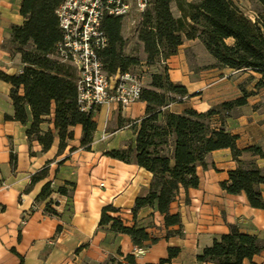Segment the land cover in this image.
Returning <instances> with one entry per match:
<instances>
[{
  "label": "trees",
  "instance_id": "trees-1",
  "mask_svg": "<svg viewBox=\"0 0 264 264\" xmlns=\"http://www.w3.org/2000/svg\"><path fill=\"white\" fill-rule=\"evenodd\" d=\"M62 1L21 0L23 22L11 27L9 43L20 54L23 67L15 75L0 72V79L11 85L13 115L6 118L24 125L28 109L31 123L26 130L27 139L38 143L43 151L51 147L55 136L59 151L62 150L73 139L71 128L77 125L82 132L80 145L89 144L96 128L93 112L78 109L74 69L53 57L54 47L61 39L56 9ZM253 1L259 10L251 20L233 0H149L136 28V41L145 54L143 60L125 53L127 41L122 35V17L107 16L101 23L107 44L99 51V57L108 76L132 72L141 63L152 69L139 98L145 103L144 116L134 123L123 121L130 123L135 132L133 144L105 155L125 163L132 161L150 174L148 192L135 198L131 212L135 217L140 208H152L162 217L165 227H178L167 235L180 234L181 227L179 215L170 213V205L180 188L187 191L198 186L197 168L206 169L211 165L208 155L215 150L229 149L236 162L227 180L220 183L221 189L228 194L243 193L250 207L264 209L260 188L264 185V168L257 166L253 159L242 158L245 153L264 158V151L256 145L238 148V136L224 128L231 111L245 106L253 91L240 85L239 97L220 102L204 112L185 108L175 113L168 108L172 103L196 95H189L185 86L172 82L166 65V60L177 53L184 40H199L214 61L212 68L256 73L260 77L254 88L264 87V0ZM173 4L178 16L172 14ZM250 79L254 77L250 75ZM45 176V170L39 172L30 184ZM73 189L74 184L66 182L53 190L47 182L36 202H45L44 214L57 216L55 207L62 199L68 205ZM117 212L112 206L102 208L99 225H109L113 232L129 236L135 246L156 242L145 228L136 224L127 226L119 216L110 215ZM262 250L264 239L229 225L228 232L203 248L196 260L198 264H243L245 260L253 264L252 258ZM179 251L177 247H168L166 257L146 264H169ZM123 262L139 264L132 254L123 256L122 261L109 258L102 264ZM19 264H22L21 257Z\"/></svg>",
  "mask_w": 264,
  "mask_h": 264
},
{
  "label": "crops",
  "instance_id": "crops-1",
  "mask_svg": "<svg viewBox=\"0 0 264 264\" xmlns=\"http://www.w3.org/2000/svg\"><path fill=\"white\" fill-rule=\"evenodd\" d=\"M20 4L21 0H0V72L6 75L18 74L23 67L20 54L9 43L11 27L23 22ZM195 47L206 52L199 40H184L177 53L166 60L170 80L185 86L189 95L196 94L170 104L171 112L180 113L185 108L204 112L239 97L237 82L232 95L228 90L225 79L232 74L241 73L239 78L252 75L253 90L260 77L253 72L212 68L213 74L223 76L210 82L203 75H194L190 66ZM10 91L11 85L0 79V264H19L20 257L22 264H102L109 258L122 261L127 254H132L137 263L146 264L166 257L168 247L180 250L169 264H198L196 256L228 232L229 225L264 239V209L250 207L243 193L228 194L220 187L236 167L229 149L208 155L211 165L197 168L196 188H180L170 205V213L179 215L180 234L167 235L178 227H165L162 217L152 208H140L135 217L131 212L135 198L147 194L150 174L132 161L125 163L105 155L133 144L135 132L130 123L123 121L138 122L144 116L145 103L139 100L126 109L102 106L93 113L96 128L89 144L80 145L82 132L77 125L71 128L73 139L62 150L55 136L51 147L43 151L38 143L27 139L31 123L28 109L24 125L6 118L13 115ZM260 95V91L255 92L238 115L225 119L224 128L238 136L236 144L240 149L256 145L264 151V101ZM47 126L51 128V124ZM242 158L253 159L264 168V158L246 153ZM43 170L46 176L30 184L31 178ZM47 182L53 190L66 182L74 184L69 204L62 199L55 207L57 216L44 214L45 202H36ZM260 188L264 197V185ZM105 206L117 208L118 212L111 216H119L127 226L145 228L156 242L135 246L129 236L113 232L109 225H99ZM136 247L144 252L134 255ZM252 263L264 264V250L252 258ZM243 264L250 262L245 260Z\"/></svg>",
  "mask_w": 264,
  "mask_h": 264
},
{
  "label": "built area",
  "instance_id": "built-area-1",
  "mask_svg": "<svg viewBox=\"0 0 264 264\" xmlns=\"http://www.w3.org/2000/svg\"><path fill=\"white\" fill-rule=\"evenodd\" d=\"M149 0H63L56 9L61 39L53 57L70 65L76 74V103L81 112H95L102 106L126 109L139 101L142 83L132 72L108 76L99 57L107 44L101 23L107 16L141 20ZM134 21V20H133ZM133 23V22H132ZM21 72V71H20ZM19 72V73H20ZM102 135L101 139H104ZM144 252L136 247L134 255Z\"/></svg>",
  "mask_w": 264,
  "mask_h": 264
},
{
  "label": "rangeland",
  "instance_id": "rangeland-1",
  "mask_svg": "<svg viewBox=\"0 0 264 264\" xmlns=\"http://www.w3.org/2000/svg\"><path fill=\"white\" fill-rule=\"evenodd\" d=\"M233 1L248 18H250L251 20L254 19L255 13L259 10V5L255 1L253 0H233ZM171 11L173 15L178 13L174 4L171 6ZM139 21L140 20H137V15L134 11L131 12L130 17L123 18L122 35L127 41V44L125 47V53L128 55L137 56L143 60L145 58V54L143 52L142 46L138 44L136 41V28H137ZM227 42L229 43L230 40H227ZM194 53H195L194 61H193V64L190 66L191 69L194 70V75H203L206 78L205 80L209 82L223 76V74L221 73L213 74V72H211L214 61L212 58L206 56L207 52H204V50H202L200 47H195ZM151 70H152L151 68L148 69L143 63H141L140 65L133 68L132 73L138 75L142 83V86H144L149 80L148 76ZM240 74L241 73L232 74L226 79L224 78L225 80H227L228 90H230L231 92L230 94L231 95L233 94L232 87L234 83L237 82L238 88L240 85H242L247 91H253V94L255 92L260 91L261 99L262 101H264V87L258 88V89H255L253 87V90H251L253 79L251 80L250 76L239 78ZM194 101H197V100L195 99ZM241 111L242 110L240 108L234 109L233 111H231V114L232 116H236Z\"/></svg>",
  "mask_w": 264,
  "mask_h": 264
}]
</instances>
